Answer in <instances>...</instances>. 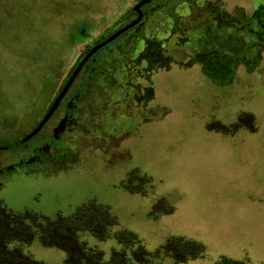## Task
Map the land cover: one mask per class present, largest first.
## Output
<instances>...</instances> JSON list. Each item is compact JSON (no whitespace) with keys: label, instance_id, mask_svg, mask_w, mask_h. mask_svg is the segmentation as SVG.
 Masks as SVG:
<instances>
[{"label":"rangeland","instance_id":"obj_1","mask_svg":"<svg viewBox=\"0 0 264 264\" xmlns=\"http://www.w3.org/2000/svg\"><path fill=\"white\" fill-rule=\"evenodd\" d=\"M140 1L0 0V148L10 146L0 149L3 166L23 156L18 155V141L36 124L78 59L126 25ZM207 2L214 4L211 10L205 9ZM162 4L172 17L183 11L203 15L206 20L200 22L206 25L213 10L242 26L264 9V0H153L146 7ZM125 38L119 37L97 57ZM246 42L249 37L244 36ZM256 52L252 64L250 55L243 59L239 51L227 80L217 82L204 74L201 61L191 65L186 55L175 57L179 63L150 76L152 121L126 128L130 137H115L119 145L103 155L91 149L90 139L69 144L65 150L77 158L65 169L14 171L3 183L0 200L13 212L27 210L49 219L70 216L90 201L107 206L117 225L105 241L87 232L78 234L79 242L100 251L106 263L113 250L125 251L130 258L113 237L126 230L150 253L170 237L201 243L203 258L186 264H216L221 257L264 264V40ZM131 106L127 110L134 113ZM243 113L252 119L243 118L242 124L255 133L243 128L233 136L209 132L218 123L232 133ZM135 177L150 179L151 188L131 180ZM125 182L132 189L143 186L146 195L129 193ZM167 208L173 213L163 214ZM14 246L34 261L66 264L63 251L43 246L36 237L30 245L14 243L10 248ZM160 264L173 262L165 258Z\"/></svg>","mask_w":264,"mask_h":264},{"label":"flooded vegetation","instance_id":"obj_2","mask_svg":"<svg viewBox=\"0 0 264 264\" xmlns=\"http://www.w3.org/2000/svg\"><path fill=\"white\" fill-rule=\"evenodd\" d=\"M206 4L205 9L210 10L211 5H214L211 2ZM146 5L140 8L142 18L138 24L121 33L112 42L106 43L87 59L53 114L37 134L24 143L23 140L38 128L48 114L86 55L94 47L105 43L137 20L135 6L131 9L132 19L126 25L93 45L70 69L61 88L45 111L39 115L36 124L18 141L20 149L18 155L23 156L6 166L0 163V190L10 174L18 169L41 166L65 169L77 158V154L65 150L69 144L81 145L85 139H90L91 149L103 155L102 152L117 147L120 141L130 137L132 132L126 128L131 129L133 125L140 126L152 121L155 114L148 106L154 96L149 83L150 76L152 71L165 69L169 64L176 63L178 60L175 57L186 55L191 65L201 61L202 68L206 71L204 74L216 82L227 80L232 58L238 57L241 50L243 59L248 54L250 62L256 63L258 55L256 51L261 48L264 40V11H259L250 22L240 26L236 19L213 10L209 25H206L200 22L202 18L205 19L203 15L183 11L179 16L172 17L166 4L148 8ZM204 7L199 6L200 9ZM157 11L158 17H155ZM201 29L204 31L199 33ZM125 34L124 41L114 46L113 50H108L97 57L99 51L107 49L111 43ZM244 36L249 37L248 43H244ZM216 46L221 48V52L215 50ZM141 81L148 82V87H144ZM132 103L135 107L134 113L127 110ZM243 114L238 115L237 122L232 128L234 132L228 135L220 132L221 127L228 128L218 123L213 124V127L218 125L219 129L217 127L208 131L233 136L243 128L249 133H255V129L242 124ZM207 128H211L210 125ZM115 137H120V141ZM32 142L33 145L29 146ZM8 148L10 146L0 149Z\"/></svg>","mask_w":264,"mask_h":264},{"label":"trees","instance_id":"obj_3","mask_svg":"<svg viewBox=\"0 0 264 264\" xmlns=\"http://www.w3.org/2000/svg\"><path fill=\"white\" fill-rule=\"evenodd\" d=\"M244 117L250 116L243 114ZM220 132L228 134L229 130L221 127ZM135 178L131 180L143 182V186L151 188L150 179ZM143 186L132 189V184L124 183V188L129 193L145 196ZM173 211L172 208H167L162 213L170 215ZM116 225L117 220L109 208L95 201L77 207L70 216L63 217L58 214L54 219H49L27 210L13 212L0 200V264H43L25 255L19 246L10 248L14 243L30 245L35 237L43 246L63 251L66 255V264H160L161 259L165 258L170 259L173 264H186L203 258L205 253V247L201 243L180 237L167 238L158 250L150 253L135 234L121 230L113 237L118 245L129 251L131 259L126 256L125 251L113 250L109 262L106 263L100 251L90 249L86 244L79 242L80 232H87L95 239L105 241L110 230ZM216 264L246 263L221 257Z\"/></svg>","mask_w":264,"mask_h":264},{"label":"water","instance_id":"obj_4","mask_svg":"<svg viewBox=\"0 0 264 264\" xmlns=\"http://www.w3.org/2000/svg\"><path fill=\"white\" fill-rule=\"evenodd\" d=\"M149 2H151V0H143L141 1L139 4H137L134 7V11L138 14V18L135 22L131 23L129 26L123 28L121 31L117 32L115 35H113L112 37H110L105 43H102L96 47H94L87 55L86 57L83 59V61L80 63V65L76 68V70L74 71V73L72 74L71 78L69 79V81L67 82V84L65 85L63 91L61 92V94L59 95V97L56 99V101L54 102V104L52 105V107L50 108L48 114L45 116V118L43 119V121L39 124L38 128L35 129L30 135H28L23 142H27L28 140H30L35 134H37V132L42 128V126L45 124V122L49 119V117L53 114V112L55 111V109L57 108L59 102L61 101V99L64 97L65 93L68 91L69 87L71 86V84L73 83L74 79L76 78L77 74L79 73L81 67L83 66V64L87 61L88 58H90L97 50H99L100 48L104 47L106 43L112 42L113 40L116 39V37H118L121 33L125 32L126 30L132 28L133 26H135L136 24L139 23V21L141 20L142 16H141V12H140V8L146 4H148Z\"/></svg>","mask_w":264,"mask_h":264}]
</instances>
